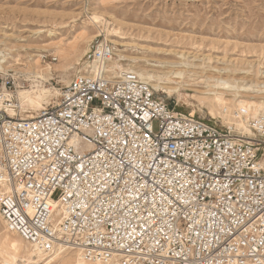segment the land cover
<instances>
[{
    "label": "built area",
    "instance_id": "obj_1",
    "mask_svg": "<svg viewBox=\"0 0 264 264\" xmlns=\"http://www.w3.org/2000/svg\"><path fill=\"white\" fill-rule=\"evenodd\" d=\"M114 56L97 43L35 114L0 77L6 230L106 264H264V118L248 135L185 116L134 71L112 74Z\"/></svg>",
    "mask_w": 264,
    "mask_h": 264
},
{
    "label": "rangeland",
    "instance_id": "obj_2",
    "mask_svg": "<svg viewBox=\"0 0 264 264\" xmlns=\"http://www.w3.org/2000/svg\"><path fill=\"white\" fill-rule=\"evenodd\" d=\"M89 16L104 19L106 31L121 24L124 30L121 42L125 44L119 49L127 58L157 64L155 67L143 66L145 69L170 71L161 68L159 62L178 61L176 55L183 52L190 56L197 54L202 59L196 63L198 68L193 69L198 72L191 78L196 83L198 76H210L209 66L229 70L222 76L225 79L235 78L246 84L264 82V0H105L103 3L98 0H0V59L5 58V69H0V77L15 75L25 86L21 90L25 91L46 89L54 92L66 86L75 75L89 69L94 47L104 43V37L84 44L86 52L68 71L42 77L29 72L33 70L35 60L42 66L59 63L64 54L60 53L64 47L67 51L72 49L71 42L79 28L86 25ZM48 30L58 32L59 36H50ZM72 30L77 32L72 33ZM40 56L48 59L44 61ZM51 57L56 61H51ZM114 58L118 59L117 56ZM131 63L134 62L129 59L121 62L125 66ZM185 80L191 86L182 89L181 96L169 98L159 92L160 98L185 116L231 126L221 116L212 120L208 107L193 97L204 91L205 85L193 84L187 75ZM243 81L241 85H244ZM255 95L264 96L263 93L251 94ZM56 99L57 95L52 93L44 106ZM28 112L37 113L31 108ZM5 233L0 219V252L4 257ZM4 257L0 255V264H5Z\"/></svg>",
    "mask_w": 264,
    "mask_h": 264
},
{
    "label": "bare ground",
    "instance_id": "obj_3",
    "mask_svg": "<svg viewBox=\"0 0 264 264\" xmlns=\"http://www.w3.org/2000/svg\"><path fill=\"white\" fill-rule=\"evenodd\" d=\"M98 1L103 3L105 0ZM119 25L120 26L116 25L115 28L106 31V23L104 19L89 16L86 25L79 28V33L75 37V40L71 42L73 44L72 49L67 51L68 48L60 46L64 47V50L60 54L64 53L65 55L63 54L61 56L59 63L56 65L49 64L42 66L43 64L39 65L38 60H35L32 64L33 70L29 73L37 77H42L44 74L68 71L74 68L75 64L73 63H79L81 55L86 52L84 44L88 45L91 40L98 37H104V43L112 45L114 48V55L118 57V59L113 58L111 61L110 72H113L112 74H115L117 69L121 71L132 70L144 81L153 86L157 92L165 94L169 98L173 97V95L181 96L182 89L191 86L190 82H186L185 79L187 75V78H190V80L194 82V79L192 80L191 78L198 75V72L193 71V69H196L199 66L196 63L202 60L197 54L190 56V54L182 52L176 55L178 61L169 62L164 60L159 62L161 63V68L170 69V71L145 69L143 66H146V68L152 66L155 67L157 64L152 63V61L149 60L142 61V59L139 58H127V56L123 54V51H121L119 47H124L125 44L121 42V40H124V30L121 27V24ZM77 30H72L71 32L76 33ZM94 30L96 35L93 33ZM48 33L52 37L59 36V33L56 31L48 30ZM70 51L74 53L72 54ZM40 58H43V56H40ZM127 59L132 60L134 63L136 62V64L131 63L128 66L121 64V62L126 61ZM4 63L5 58L0 59L1 70L5 69L3 66ZM140 63H144L145 65H139ZM96 67L99 68L101 65L98 64L95 68ZM209 67L210 76H198L196 78L199 79L198 83H193L199 85L204 84L205 90L201 91L199 95H193V97L197 98L199 103L208 107L209 116L212 120L217 116H221L224 121L229 122L231 125H236L237 128L245 134L253 135L250 123L260 117L264 118V96H251V94H264V82L256 81L253 84H246L244 83L246 81L237 80L235 78L233 80L225 79L222 78V76L225 73H228L229 70ZM179 68H184V70ZM215 74H217L218 77H216ZM242 81L244 85H241ZM52 93L58 95L59 91L54 90V92H51L46 89L29 91L19 90L18 105L25 111H29L31 108L34 111L39 112L46 107L44 106L45 101L50 95H52ZM236 111L239 112L238 115L235 114ZM262 136L264 137V132L262 133ZM260 162L264 164L263 160ZM3 246L6 250V257H4L3 252H0V255L4 257L5 264H106L97 260H88L78 251L67 252L62 250L54 255L44 254L40 250H37L34 247L32 248L18 235L10 233L8 230H6L3 237Z\"/></svg>",
    "mask_w": 264,
    "mask_h": 264
}]
</instances>
